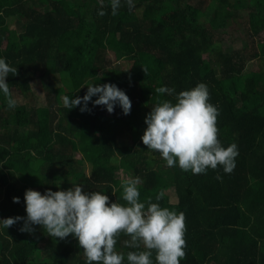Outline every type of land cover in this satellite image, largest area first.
Returning a JSON list of instances; mask_svg holds the SVG:
<instances>
[{
    "label": "trees",
    "instance_id": "obj_1",
    "mask_svg": "<svg viewBox=\"0 0 264 264\" xmlns=\"http://www.w3.org/2000/svg\"><path fill=\"white\" fill-rule=\"evenodd\" d=\"M241 10L248 23L233 45L225 34ZM0 57L17 67L6 78L17 106L0 95V218L26 215L25 189L58 184L124 204L122 171L139 178L141 202L163 190L161 207L184 213L180 264H264V0H135L132 11L122 0L116 15L109 0H0ZM86 81L115 83L130 113L91 101V111L64 108L62 97L83 96ZM199 82L218 109V140L238 147L231 173L166 167L140 139L150 107L173 100L156 88ZM22 224L0 229V264H85L71 234L55 239ZM129 239L119 233L115 250H143Z\"/></svg>",
    "mask_w": 264,
    "mask_h": 264
},
{
    "label": "clouds",
    "instance_id": "obj_2",
    "mask_svg": "<svg viewBox=\"0 0 264 264\" xmlns=\"http://www.w3.org/2000/svg\"><path fill=\"white\" fill-rule=\"evenodd\" d=\"M109 2L112 15H116L122 0ZM123 2L129 11L135 7V0ZM104 14L103 10L99 12V15ZM10 73L15 75L17 67L0 57V95L5 98L7 107L14 109L17 100L6 79ZM84 86L87 88L83 96L65 95L62 106L68 110L79 106L81 112L91 111L88 107L91 101L93 106L102 105L109 113L116 106L124 115L130 113L131 100L115 83L86 81L81 85ZM155 92L173 96V100L158 101L145 115L146 128L140 139L147 149L158 152L166 167L204 174L209 168L219 166L224 173H231L238 147L235 143L225 147L218 140V109L209 102L207 85L199 82L178 93L175 88L160 86ZM139 183L138 177L121 180L124 204L110 201L105 192L84 190L80 184H71L67 189H60L58 184V190L48 188L43 193L28 188L23 193L26 215L0 218V229L7 230L23 221L19 229L23 232L33 233V226L38 225L51 238L63 240L71 234L82 248L85 264H125V261L126 264H180L186 245L184 213L161 207L163 190L156 194V202L151 198L141 202ZM12 199L20 202V197ZM121 232L130 237L125 241L127 247L139 249L143 245V250L129 251L126 255L117 252L114 246Z\"/></svg>",
    "mask_w": 264,
    "mask_h": 264
},
{
    "label": "rangeland",
    "instance_id": "obj_3",
    "mask_svg": "<svg viewBox=\"0 0 264 264\" xmlns=\"http://www.w3.org/2000/svg\"><path fill=\"white\" fill-rule=\"evenodd\" d=\"M246 12L243 10L239 11L237 13L236 19H230L229 20V26L226 31V37L233 42V45H238L241 43V36H242V31L241 28L244 24L248 23L247 22V16L245 14ZM14 26V24L12 25ZM243 39V36H242ZM109 57H111L112 60H114L113 53H109ZM118 175L122 177V179L126 178V175L122 171H118Z\"/></svg>",
    "mask_w": 264,
    "mask_h": 264
}]
</instances>
